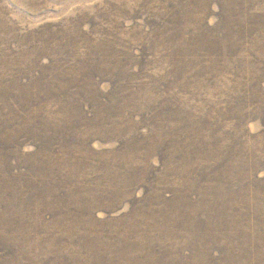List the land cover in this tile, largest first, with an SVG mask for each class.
<instances>
[{
	"label": "rangeland",
	"instance_id": "374dc122",
	"mask_svg": "<svg viewBox=\"0 0 264 264\" xmlns=\"http://www.w3.org/2000/svg\"><path fill=\"white\" fill-rule=\"evenodd\" d=\"M0 264H264V0H0Z\"/></svg>",
	"mask_w": 264,
	"mask_h": 264
}]
</instances>
